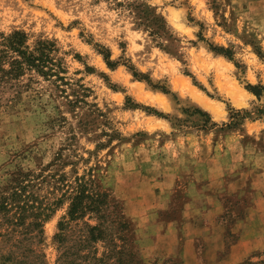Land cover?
I'll return each instance as SVG.
<instances>
[{
    "label": "rangeland",
    "instance_id": "obj_1",
    "mask_svg": "<svg viewBox=\"0 0 264 264\" xmlns=\"http://www.w3.org/2000/svg\"><path fill=\"white\" fill-rule=\"evenodd\" d=\"M16 31L67 70L0 87V197L19 180L46 209L45 264L82 261L91 213L55 237L84 183L107 232L81 257L264 264V0H0V42Z\"/></svg>",
    "mask_w": 264,
    "mask_h": 264
},
{
    "label": "trees",
    "instance_id": "obj_2",
    "mask_svg": "<svg viewBox=\"0 0 264 264\" xmlns=\"http://www.w3.org/2000/svg\"><path fill=\"white\" fill-rule=\"evenodd\" d=\"M60 50L56 42L39 39L30 43L28 34L16 31L8 36H2L0 42V87L5 85L20 86L23 78H41L51 83L56 89L62 90L67 85L64 75L67 70L64 60L60 58ZM106 61L108 56L105 55ZM108 65L114 68L109 62ZM63 92V91H62ZM232 127V124L229 125ZM89 183L79 184L76 195L72 198L68 217L59 224V233L55 239L60 249L66 246L70 225L73 222L83 220L87 213L99 222L92 226L85 224L80 230L77 251V260H70L69 254L64 253L58 259L57 264H103V259L80 256L81 250L89 249L91 244L104 240L106 236L105 213L108 196L96 191ZM30 186L23 185L22 181L15 180V185L7 188L10 192L0 197V221L6 226V233H0V238H7L10 250L7 255H0L2 264H45L44 255L38 254L34 248L40 243L43 235V217H49L42 206L37 205V198L29 193ZM1 226V225H0ZM76 254V253H75ZM106 264V263H104Z\"/></svg>",
    "mask_w": 264,
    "mask_h": 264
},
{
    "label": "bare ground",
    "instance_id": "obj_3",
    "mask_svg": "<svg viewBox=\"0 0 264 264\" xmlns=\"http://www.w3.org/2000/svg\"><path fill=\"white\" fill-rule=\"evenodd\" d=\"M192 95L195 97V99L197 101L200 102L201 105H203L206 108L207 107L210 108V105L207 103V100L206 99L204 100V98H201L200 96L196 95L195 93H192Z\"/></svg>",
    "mask_w": 264,
    "mask_h": 264
}]
</instances>
